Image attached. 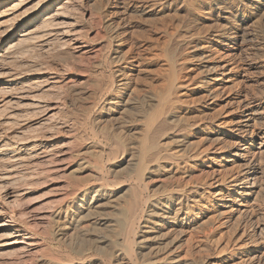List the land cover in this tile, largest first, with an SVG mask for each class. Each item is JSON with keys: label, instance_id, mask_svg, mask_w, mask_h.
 Listing matches in <instances>:
<instances>
[{"label": "bare ground", "instance_id": "bare-ground-1", "mask_svg": "<svg viewBox=\"0 0 264 264\" xmlns=\"http://www.w3.org/2000/svg\"><path fill=\"white\" fill-rule=\"evenodd\" d=\"M92 1L82 0L79 6H76L73 2L63 1L58 5L56 3L46 4L47 6L44 8L42 7L43 4H39L40 6L37 9L26 13L25 16L21 14L24 22L17 26L13 19V22L10 19L6 24L4 23L5 26L0 23V71L5 68H2V65H4L3 62L6 56L11 55L12 57V55L23 50L25 52L37 41L45 40V44H55V47L59 48V69L56 76L53 77L55 71L48 68V73H51L52 76L47 77L42 82L23 83L21 86L12 88L14 85L11 87L10 83L14 81L16 73L12 72L10 74L8 72L10 75H5L7 73L0 72V89L3 94L4 92H10L9 88H11V92L6 94L9 99L4 97L0 101V203L8 206L18 201L17 195L4 187V184L11 177L18 176L22 182L25 180V183L28 181L31 183L30 180L36 177L38 179L39 176L44 174L47 176L45 185L48 184L49 186L61 179L60 183H64V185L60 188L63 193L68 194L66 196L70 203L63 212L66 218V226H64L65 229H70V231L72 228H76L77 232L74 230L73 232L77 233L75 238L77 235H79L77 236L79 238L89 232L87 229L91 227V224H89L90 227H88V224V226H84L82 220L91 217L89 215H92V211L98 207L99 202L106 198L111 199L120 192H127L128 197V192H131L132 198L127 199L123 196L124 199L121 198V200L123 199L122 203L120 200L119 206L115 207L116 209L113 211L115 218L111 220L114 226L112 234L110 233L111 236L106 237L107 239L104 238L106 239L104 243L108 244L110 253L102 252L104 249L99 251V247L96 246L89 248L84 246L83 251L81 249L82 252H78L81 253L80 256L82 257L79 256L78 264H92L91 257L94 252H100L103 255L104 259L103 257L100 259L103 260L102 263L104 264H108V261L111 262L110 264H113L112 262L118 263L121 260H126L128 264H175L177 260L179 261L177 264H194L195 262L192 261L191 263L187 260L181 261L179 259L180 255L161 259L156 253V255L147 253L148 246H150L148 241L151 235L150 232L140 234L139 230L142 224H152L151 232L173 227L165 219L172 215H174L175 223L176 221L190 219L192 216L191 202L199 203L197 196H201L200 194H202L201 199L206 200H210L211 195L223 197V187L229 186L227 188L230 190L232 186L249 185L251 177L253 183L250 190H252L256 185V177L253 178V173L257 172H252L251 175L244 176L241 179L240 176H235L229 182L227 178L218 180L215 183L218 185L215 186V190L211 195L204 190V184L206 183L203 182V178L186 180L180 177L181 179L177 182H171L169 179L176 175H191L195 170L196 162L189 166V160L194 159V161L197 160L201 163L209 159L216 161V159L210 158V153L215 149L213 145L203 147L201 140L196 138L191 146L192 148H187L185 144L189 141L182 144L179 137H185L186 133H191L192 136V134L198 132L200 137L205 135V140L209 143L210 141L216 143L215 147H219L216 150L226 149L229 154H233V149L239 148L248 140H252L254 144L258 132L264 129L261 128L256 132L259 120L254 117L253 123L245 120L243 115L238 120H230V123H221L219 118L221 112L208 115L205 109H201L204 102L206 103L208 99L217 96L218 85H215L220 81L219 77L226 76L227 71H230L229 67H231V65H224L225 61L222 59L214 58L217 53H221L220 51L226 53L231 51L221 50L219 47L222 46L216 45L217 50L213 53L212 41H210V47H207V51L210 52L208 58L211 61L204 62L199 66L203 69L201 78L205 93L196 101L197 103L191 102L193 100L189 92H184L185 89L189 88H187L189 85H187L188 75L186 73L190 67L188 62L193 61V59L187 57L180 59L178 57L177 47L174 48L176 44H173L174 40L167 31L164 32L163 41L157 43V47L163 56L168 59V62L161 65L162 71H159L157 75L154 72L156 76L148 82L146 81L147 92L143 96L140 95L141 92L139 93L136 78L138 73L144 70L141 66H136L131 75H126L123 80L118 81V77L123 75L124 65L138 61V54H135V51L132 50L124 51V34L126 35V33L121 32V21L124 19L119 18V15H121L120 0H108L106 3H103V0L99 5L94 6H92ZM159 1L143 0L142 2L143 4L157 6ZM209 1L210 4L214 3L215 5L212 11L219 13L214 22L219 23V26L224 23L215 35L217 39L215 44L229 42L226 47L229 50L237 51L239 47L231 46V44L237 43L239 40H247L249 34L244 27L245 22L255 16L264 15V0ZM193 9L199 10L196 5ZM222 49L225 48L222 47ZM204 50L202 48L196 50L194 56L196 58L204 56L206 54ZM24 68L26 69V67ZM21 72L23 74V71ZM83 76L84 79H82ZM211 82H214V84H211ZM87 85L88 87H86ZM3 88H8V91H3ZM53 88L57 89H55L57 93L55 98L50 99L51 96L48 95V92ZM215 111L214 113H216ZM36 115L39 117L35 118ZM37 119L42 120L44 125L52 127L53 131L57 129L62 134L69 133L67 138L71 140H65L66 143H61L60 147L54 146L55 148L50 145L53 138L50 140L43 136L44 141L47 139L44 142L41 139L42 136L39 135L40 138H38L36 130H32L34 125H40L39 121H36ZM171 134H173L172 138L165 139L166 135ZM90 145L94 149H98L96 160L88 158V155L92 154L88 148ZM190 148L191 150H189ZM186 152L187 154L189 152L188 160L185 159L186 154L184 153ZM41 163L45 170L37 173L38 170L36 171L35 166L40 168ZM59 165L64 174L62 178L57 177L60 171ZM124 165L131 167L127 168L128 166H125L126 168L123 169ZM248 165L250 169L247 172L256 171L253 167L251 168L250 163ZM24 167L34 168H31L32 171L22 172ZM115 168L118 170L122 168L125 171L119 170L116 172L117 174L115 173V176H108V173L110 174L112 170L114 172ZM17 169H21V171ZM83 173L87 174L85 175L86 180L92 181L89 186L88 184L84 185L83 178L79 177ZM173 180L175 181V179ZM158 184H161V187L164 186L167 195L165 194V198L162 197V199L152 201L145 196V192L148 193L151 188ZM215 184L209 185L213 186ZM32 186L29 187L33 188ZM199 187H202V191ZM35 189L37 188L34 187V191ZM61 189L59 191H62ZM175 193H179V195ZM44 195L47 194L44 193ZM48 195H53V193ZM117 199L119 200V197ZM60 210L57 213L55 212L54 215V218H58V222L62 216ZM13 214H11L12 217H9L14 218L16 214L14 217ZM52 220L54 221L53 218ZM55 222L58 224L57 221ZM95 223L97 225L98 222ZM0 225L2 226V224ZM57 226L59 228V224ZM10 229L9 238L20 237L24 240L21 243H25L26 248L40 245L38 239L43 234L37 236L36 229L33 226L30 227L23 222L16 223ZM56 230L59 231V229ZM52 235L54 234L52 233ZM55 237L49 234L43 236L45 247L55 252L56 255L59 254V257L61 256L60 253L68 257V263L66 264H76L71 254L64 252L62 247H56V241L59 239L55 241ZM156 239L158 240V238ZM97 242L99 243V240ZM106 256H109L108 260ZM29 264L37 263L32 262Z\"/></svg>", "mask_w": 264, "mask_h": 264}, {"label": "rangeland", "instance_id": "rangeland-1", "mask_svg": "<svg viewBox=\"0 0 264 264\" xmlns=\"http://www.w3.org/2000/svg\"><path fill=\"white\" fill-rule=\"evenodd\" d=\"M63 1H69V3L73 2L76 4V6H79V3L82 0H0V23L1 25L3 24V26H5L4 23L6 24L11 19L10 21L12 22L13 20H15L17 26L18 24L24 22L22 16H25L26 13L32 12V10L37 9L41 4H43L42 7L44 8L48 4L56 3V5H58ZM102 1L103 0H93L92 6L99 5ZM107 1L108 0H104L103 3H106ZM142 1L143 0H120L119 2L121 12L119 18L121 17V19H124L121 21V32L123 34L126 33V35L124 34V51H135V54H138V61L132 62L128 65H124L122 72L123 75H121L122 77H118L117 80H123L126 75H131L134 72L136 66H141V68L144 70H141V73L139 72L140 74L138 73L136 79L138 80L139 93L141 92L140 95L143 96L147 92V87L145 85L146 81L148 82L150 79L155 77L159 73V71H162L161 65L168 62V59L163 56V54L157 47V43L161 42V40L163 41L162 38L164 32L167 31L174 40L173 44H176L174 45V48L177 47L176 49L178 57L180 59H184L186 57L193 59V61L191 60V62H188V65L190 67L187 70L188 72H186L188 75L187 85H189L187 86V88L189 87V90L185 89L184 92H189L192 95L193 101L191 102L197 103L196 101H198V99H200L205 93V89L203 88L204 84L201 78L203 69L199 68V66H201V64L204 62L211 61L208 58L210 52L207 51V47H210V41H212L213 53H215L217 50L216 45H221L223 48H225L222 49V47H219L221 48V50L231 51L227 53L225 51H220L221 53H217V56L214 57L222 59L223 61H225L224 65H231V67H229L230 71H227V75L220 76V81L215 85H218L217 96L213 99H208L206 103L204 102V105L201 106V109H205V112L208 115H211L212 113V115L219 114L221 112V116L219 117L221 119V123H230L231 121L238 120L241 115L245 117V120L251 121L252 123L254 122L252 120L258 119V129H256V132L261 128L264 129V15L255 16L248 22H245L244 27L246 28L249 36L245 41L239 40L237 43H232L231 46L239 47L237 51H232L226 47L229 42L215 44V42L217 41L215 35H217L218 31L220 30L221 26L224 25V23L223 25L219 26V23L217 24L216 22H214V19L218 17L219 13L212 11L215 5L214 3L210 4L211 2L209 0H160L157 6L151 4H143ZM96 2L99 3L97 4ZM195 5L199 10L193 9ZM204 10L205 12H203ZM208 11L210 13H207ZM21 14L23 15L21 16ZM150 29L156 31L153 32ZM134 34H136L135 36H137L138 38H136ZM41 42L37 41L35 45H33L34 47H31L32 49H26L25 52L23 50L19 53H16L17 55H12V57L11 55L6 56L3 62L4 65H2V68H5L0 72L7 73L5 75H8L9 73L12 74V72H14V74L16 73V76L14 75V81L10 83L11 87L13 85L15 86H13L12 88L21 86L23 85V83L29 84L32 82L38 83L44 81L47 77L52 76L51 73H48V68L52 69V71H55L53 77L56 76V73L59 69V48L55 47V44H51L52 46L54 45L53 47L49 45V43L45 44V40H42ZM201 48L203 50L205 49L204 51L206 52V54L200 58H196L194 54L196 50ZM20 54L22 55V57ZM30 56L34 57L32 58ZM5 63L8 65H6ZM32 65L33 67H31ZM24 67H26L27 70ZM21 71H23V74H21ZM154 72L156 73V75ZM151 74L154 75L152 76ZM82 79H84V76L82 77ZM212 83L214 84V82H211V84ZM86 87H88V85ZM53 89L55 90L56 88ZM53 89L50 90L51 92H48V95L51 96L50 99L55 98L57 93V89L55 91ZM2 90L8 91V88H3ZM9 90L11 92V88H9ZM10 92H4V95L1 91L0 101L4 97L6 99H9V97H6V94ZM208 101L211 104H209ZM214 111L216 113H214ZM38 117L39 116L36 115L35 118ZM39 120L40 119H37L36 121ZM39 123L40 125H34L32 130H36V133H38L36 135L42 136L41 139H43V141V136L50 140L53 138L50 143L51 146L60 147L61 143H66L67 140H71L70 138H67L69 137V133L67 134V132H65L62 134L60 130H57L55 128L54 132L52 130V127L44 125V123H42V120L39 121ZM172 135L173 134L166 135L165 139L172 138ZM199 135L200 134L198 132H195L194 134H192V136L191 133H186L185 137H179V139L181 140L182 144H185L187 141H189L185 144L187 148L192 146V144L196 141V138H198V140H201V143L204 145L203 147L213 145L215 149L210 153V158H214L216 159V161L209 159L206 162L201 163L197 160L194 161V159L189 160V166L196 162L195 170L191 173V175H176L175 177L171 178L172 180L169 179L171 182H177L181 178H185L186 180H189L191 178H196V180H198L199 178H203V182L206 183L204 184V190H206V193L208 192L209 195H211L215 190V186L218 185L215 184L216 181L227 178L229 182V180L233 179L235 176H240L241 179L244 176L251 175L252 172H257L253 173V178L256 177V185L252 190H250L253 183L251 177L249 185L242 184L241 187L240 185H238L237 187L232 186L230 190L229 188H227L229 186L223 187V197H218L216 195L214 197V195H211L210 200H206L201 199L202 194H200L201 196H197L199 203L191 202L192 216L190 219L180 222L176 221V223L173 219L174 215L168 216V218L165 219L169 224H172L171 226L173 227H168L164 230L158 229L157 231L155 230L151 232L150 230L153 225L143 223L141 229L139 230L140 234L144 232H150L149 234L151 235L150 240L148 241L150 246H148V250L146 252L150 255L157 254L161 259L168 256L180 255L179 259L181 261L187 260L190 263L192 261L195 262L194 264H264V130L258 132V137L254 144L252 140H248L239 148L233 149V154H229L226 149L216 150L217 148H219L215 147L216 143H214L213 141H210L209 143V141L205 140V135L201 137ZM40 136L38 138H40ZM88 148L92 153L88 155V158L90 160H96L98 149H94L93 147H91V145L88 146ZM191 148L189 150H191ZM184 154H186L185 159L188 160L189 152L188 154L187 152ZM249 163L250 165H252L251 168L253 167V169L256 171L247 172L250 169V167L248 168ZM188 164L186 165L188 166ZM125 166H128L127 168L131 167L129 165H124L123 169L126 168ZM31 168L33 169L34 167H30V169ZM30 169L29 167H24V169H22V172H27L28 170L32 171V169ZM35 169L36 171L38 170V173L45 170V167L41 163L40 168L39 166H35ZM123 169L119 168L120 171H125ZM17 170L21 171V169ZM61 170L62 169L60 168L59 174L57 175L58 178H62L64 176L63 170ZM119 170L115 168L114 172L112 170L110 171V174L108 173V176H115L117 174L116 172ZM81 175H79V177L83 178L82 180H84V185L88 184L89 186V183L92 181L86 180L87 177L85 175L87 174L83 173ZM178 177L179 179H177ZM19 178L20 177L18 176H15L14 178L11 177V179H8L7 182L5 180L6 183L4 184V187H7L10 192H13L17 195L18 201L8 206L2 205L0 203V224H2V226L0 225V264H29L32 262L37 264L68 263V257L61 253V256L59 257V254L56 255L55 252L47 249L43 244V236L49 234L50 236L55 237V233L57 237H55V241L56 239H59L56 241V247H62V250L64 252L71 254L72 259L74 258V262H76V264H78L81 257V253L78 252H82L85 248L84 246H86V248L96 246L99 247V251L100 249H104L102 250V252L110 253L108 244L106 245V243H104V240H106V237H109L112 234V229L114 226L111 220L115 218L113 216V211L116 209L115 207L119 206L121 198H123V196L127 197V192H120L111 199L106 198L102 202H99L97 204L98 207L94 209L96 212L93 210L91 213L92 215H89L91 217H86L82 220L84 226H86L87 224H91V227L90 225H87L88 227H90L89 229H87V231L89 230V232H86L85 235L80 236L79 238L77 237L79 235H77L76 239V228H72L71 231L70 229H65L66 218L63 212L67 209V205L70 203L68 201L69 199L66 196L68 194L63 193V190L60 188L62 185H64V183H60L61 179L57 181L58 183L54 182L52 185L50 184L51 186L47 184V187V185H45L47 183V176L44 174L39 176L38 179L36 177L34 178L35 180H30L31 183L29 181L25 183V180H23L25 184L22 182V180H19ZM173 179H175V181ZM169 180L168 182H170ZM35 184H38L37 186L39 188ZM41 184L43 185L41 186ZM209 184L215 185L210 186ZM160 185L161 184H158L155 187L151 188L148 193L145 192V196L149 197L152 201L159 200L160 198L162 199V197L165 198L167 195L165 192L166 190L164 186L161 187ZM29 186H32L33 188ZM34 187L39 190L35 189L34 191ZM54 188L55 190L52 191V189ZM201 188L202 187H199L200 190ZM60 189L62 191H59ZM44 193H46L47 195H44ZM49 193H53V195H48ZM130 193L131 192H128L129 196L127 197V199L132 198ZM175 194L179 195V193ZM118 197L119 200L117 199ZM58 210L62 212V216L61 219H59V222L58 218H54V215L59 212ZM10 213H14L13 217L16 214V218H11L12 215ZM52 218L54 219V221L52 220ZM50 220L54 223H52ZM55 221H57V223L59 224V228L57 226L58 224H56ZM60 221L64 224L62 223L61 225ZM23 222L25 225L27 224L30 227L33 226V228L36 229L37 236L38 234H43V236L40 235L39 237L41 238L38 239L40 245L26 248L25 243H21L24 240H22L20 237L9 238V234L11 233L10 228H13L16 223ZM48 222L50 225L48 224ZM95 222H98L97 225ZM95 227L96 229H94ZM54 229L55 231H53ZM56 229H59V231ZM73 230L75 232H73ZM52 233L54 235H52ZM61 233L64 234L62 235ZM81 237L82 239L86 240H82ZM154 237L158 238V240L156 238L154 239ZM98 240L99 243L97 242ZM102 257L103 255L100 254V252H94V255L91 257V260L94 261H92V264H104L102 263L103 260H101ZM108 257L109 256H106L107 260ZM34 258L36 261L34 260ZM108 262V264L111 263L110 261ZM178 262L179 261L177 260L175 264H177ZM112 263L128 264L126 263V260L118 261V263Z\"/></svg>", "mask_w": 264, "mask_h": 264}]
</instances>
